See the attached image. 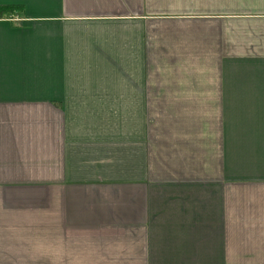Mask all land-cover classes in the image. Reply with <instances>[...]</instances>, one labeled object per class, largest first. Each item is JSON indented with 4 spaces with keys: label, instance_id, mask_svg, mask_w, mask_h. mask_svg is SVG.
<instances>
[{
    "label": "crops",
    "instance_id": "obj_1",
    "mask_svg": "<svg viewBox=\"0 0 264 264\" xmlns=\"http://www.w3.org/2000/svg\"><path fill=\"white\" fill-rule=\"evenodd\" d=\"M0 264H264V0H0Z\"/></svg>",
    "mask_w": 264,
    "mask_h": 264
},
{
    "label": "rangeland",
    "instance_id": "obj_2",
    "mask_svg": "<svg viewBox=\"0 0 264 264\" xmlns=\"http://www.w3.org/2000/svg\"><path fill=\"white\" fill-rule=\"evenodd\" d=\"M194 105H195V107L198 106V104H194ZM199 106H200V111H202V113H201V115H202L201 120L202 121H205V122L211 121V119L208 117V114L209 113H213L212 111L214 110V108H213L214 104H199ZM206 116H207L208 120H207V118H205Z\"/></svg>",
    "mask_w": 264,
    "mask_h": 264
}]
</instances>
